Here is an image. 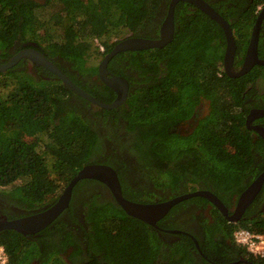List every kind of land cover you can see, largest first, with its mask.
<instances>
[{"label": "trees", "instance_id": "16d2710c", "mask_svg": "<svg viewBox=\"0 0 264 264\" xmlns=\"http://www.w3.org/2000/svg\"><path fill=\"white\" fill-rule=\"evenodd\" d=\"M205 1L231 24L239 68L264 0ZM170 2L0 0V63L35 47L110 103L117 94L100 79L96 60L127 35L158 38ZM174 16V38L165 46L122 51L110 60L111 74L130 84L127 100L113 109L94 105L27 59L0 72V195L7 205L24 215L52 205L89 163L113 166L133 201L204 189L229 208L236 205L264 171V137L246 124L253 109H264V65L228 75L223 27L183 0ZM258 53L264 59V20ZM200 104L204 112L192 130L177 131ZM254 123L264 126V116ZM97 183L80 180L69 206L36 235L1 231L9 264H264V256L234 240L238 228L264 235V185L238 222L193 196L154 227L103 197Z\"/></svg>", "mask_w": 264, "mask_h": 264}, {"label": "water", "instance_id": "95a60500", "mask_svg": "<svg viewBox=\"0 0 264 264\" xmlns=\"http://www.w3.org/2000/svg\"><path fill=\"white\" fill-rule=\"evenodd\" d=\"M180 0H171L167 10V16L160 27V36L158 38H148L143 36L127 35L117 41L111 51H109L99 63V76L101 80L111 87L117 94L116 98L106 103L91 93L79 87L65 72H63L53 61H51L43 52L35 47H26L18 51L8 61L0 63V72L17 64L21 59H27L31 62L43 65L51 72L55 73L62 82L71 90L88 99L94 105L101 108L113 109L123 104L128 97L130 84L129 81L120 75L110 74L108 64L110 60L118 53L128 50H142L154 47H163L174 38L175 34V6ZM194 4L202 9L210 17L215 19L224 29L227 37V49L224 58V69L228 75L242 76L249 72L255 65H264V59L259 57L258 45L261 25L264 20V5L261 7L256 22L252 29L250 43L247 48L244 62L238 71L233 68L234 59L237 51L236 39L233 35L231 24L207 1L205 0H183ZM264 116V109H253L247 116V127L255 130L264 137V126L254 124V120ZM82 179H96L112 191L117 204L125 212L135 218L147 222L148 224L159 227L157 222L164 218L170 210L179 202L193 196H203L209 199L224 216L233 222H238L246 209L253 203L264 185V171L248 186L239 196L234 211L231 213L224 202L213 192L199 189L171 199L158 202L143 203L130 200L123 194L121 182L116 169L105 163H89L81 168L77 174L69 181L57 201L40 212L25 215L13 219H0V232L4 230H15L23 235H30L40 232L50 225L70 204L73 189ZM197 247L201 253L199 244Z\"/></svg>", "mask_w": 264, "mask_h": 264}, {"label": "flooded vegetation", "instance_id": "af4514ba", "mask_svg": "<svg viewBox=\"0 0 264 264\" xmlns=\"http://www.w3.org/2000/svg\"><path fill=\"white\" fill-rule=\"evenodd\" d=\"M17 53V52H16ZM16 53H14L13 55H15ZM107 54V53H106ZM105 54V55H106ZM12 55V56H13ZM104 55V56H105ZM103 59V58H102ZM101 59V60H102ZM100 60V62H101ZM99 62V63H100ZM242 66V65H241ZM238 68V66L235 65V59H234V65L233 68L235 71H238L240 69V67ZM111 74V72H109ZM101 79V78H100ZM96 82V76L93 77V81L91 82V85H93ZM204 112V106L203 104H200L199 106H197L196 112L194 113V115L190 118L187 119L184 122H181L178 124L177 126V131L181 132L182 134L184 133H188L189 131L192 130V128L194 127L195 123L197 122L198 117ZM255 121V120H254ZM255 124V123H254ZM257 125H262V124H257ZM190 129V130H189ZM99 192H101L103 197H108V198H112L113 197V193L112 191L108 188L107 185H105L104 183H97ZM62 193V192H61ZM157 199V198H156ZM49 207V206H48ZM228 207V206H227ZM47 208V207H46ZM46 208L42 209L45 210ZM212 208V205H209L207 209H205V213L206 215L210 216L209 210ZM229 208V207H228ZM235 209V206L229 208L230 212L232 213ZM42 210H35L32 214L40 212ZM197 213H200L201 211H204L201 208H197ZM23 212H21V210L17 207L14 206H10L7 205L4 201V198L2 196V194L0 195V219H13V218H18V217H22L25 216L24 214H22ZM190 213V211H189ZM27 215V214H26ZM29 215V214H28ZM11 216V217H10ZM158 223V222H157ZM30 235H36V234H30Z\"/></svg>", "mask_w": 264, "mask_h": 264}, {"label": "built area", "instance_id": "2783aa9c", "mask_svg": "<svg viewBox=\"0 0 264 264\" xmlns=\"http://www.w3.org/2000/svg\"><path fill=\"white\" fill-rule=\"evenodd\" d=\"M104 50V47L101 46ZM234 240L242 245L250 253L264 256V235L246 228H238L234 231ZM0 264H9V256L4 246H0Z\"/></svg>", "mask_w": 264, "mask_h": 264}, {"label": "rangeland", "instance_id": "374dc122", "mask_svg": "<svg viewBox=\"0 0 264 264\" xmlns=\"http://www.w3.org/2000/svg\"><path fill=\"white\" fill-rule=\"evenodd\" d=\"M100 60H101V59H99V60H96V62H98V63H99V62H100Z\"/></svg>", "mask_w": 264, "mask_h": 264}]
</instances>
